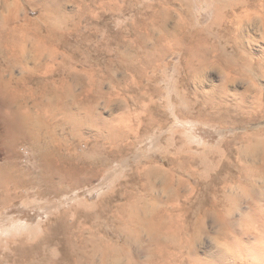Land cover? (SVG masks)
Listing matches in <instances>:
<instances>
[{"label": "rangeland", "instance_id": "1", "mask_svg": "<svg viewBox=\"0 0 264 264\" xmlns=\"http://www.w3.org/2000/svg\"><path fill=\"white\" fill-rule=\"evenodd\" d=\"M18 1L23 10L21 18H24L23 13L34 8L30 19L45 33L46 22L41 13L46 0ZM47 1L59 8L51 18L60 25V31L66 37L65 43L37 41L39 46L35 55L39 59H71L68 70V80L73 89V95L68 97L70 112L83 117L85 125L77 137L72 126L59 128L57 133L64 137L67 133L75 163L88 171L80 185L65 182L60 195L39 196L41 188L27 184L18 189L12 187L13 199L0 203V264H65L62 248L65 236L61 233L53 236L51 233L61 216L74 217L78 212H81L79 219L76 218L78 224L72 229L75 242L80 243L78 235L85 226L98 233L96 239L88 244L93 264L146 263L151 234L185 236L183 232H188L199 216L197 205L202 200L211 201L215 197V193L208 191L205 183L200 181L207 178L211 184L217 176L227 179L231 185L226 193L222 186L216 187L219 193L216 197L229 214L224 219L228 225L222 230L219 224L207 220L205 231L197 234L199 258H206L208 254L210 264H264V228L247 215L253 208L252 193H249V188L235 185L243 164L254 161L252 154L245 151L248 138L264 139V0H209L210 8H207L208 0H118L123 10L102 7L101 3L109 0ZM216 5L223 7L220 15L212 10ZM160 8H167L172 13L170 26L177 21L185 22V35L193 39H184L176 46L172 43L159 46L156 39L164 34L163 30L153 24L145 29L143 24L152 23L155 10ZM140 34L154 40L138 43L135 39ZM201 39H205V54L195 59H251L261 73L255 79V88L252 81L239 77L236 72L229 76L234 82L227 83V76L212 67L204 70L202 76L192 77L185 62L191 59V49L196 48ZM149 58L154 59L153 67H144L143 77L130 70L129 63L133 59L135 64L142 66V59ZM194 64L197 67L199 62ZM72 69H77L79 78L72 74ZM42 75H37L35 82L43 78L57 81L60 77ZM134 77L137 80L133 82L135 84L132 83ZM225 85L229 86L227 89L231 96L224 94ZM31 86L37 87L35 83ZM258 86L263 92V101L260 99L259 103L256 99ZM247 88L252 91L246 95V107L242 113L236 106L240 99L235 90ZM225 111L231 116L229 124L221 121ZM180 114L189 116V120H182ZM105 122H112L114 127L120 125L124 139L111 144L107 140ZM229 126L231 130L226 129ZM4 150L3 145L0 146L1 158L6 155ZM21 152L28 154L25 148ZM179 155L207 158L208 169L202 164H193L194 170L199 172L200 179L196 181L179 169L164 166L165 158ZM15 159L20 169H24V181L47 183V173H42L40 168L35 170L36 161L32 156L29 159L17 156ZM255 164L261 165L262 160L258 159ZM156 166L164 169L167 181L157 179L152 186L144 184L146 175ZM58 183L59 178L55 176L51 184L58 186ZM263 183L258 182V185L264 194ZM121 208H126L125 218L129 212H134L144 222L131 229L136 239L130 240L128 249H125L127 254L122 252L126 237L116 232L115 217L122 214L119 212ZM82 212L100 213L104 218L102 216L103 220L85 225ZM160 213H165L166 218H162ZM84 234L87 238L92 237L90 230ZM103 236L106 242L101 248L97 245ZM224 243L230 246L223 252ZM236 244H242L243 248L235 247ZM22 250L28 251L26 257ZM107 250L110 251L109 256L104 254ZM128 250L134 257L128 255Z\"/></svg>", "mask_w": 264, "mask_h": 264}, {"label": "bare ground", "instance_id": "2", "mask_svg": "<svg viewBox=\"0 0 264 264\" xmlns=\"http://www.w3.org/2000/svg\"><path fill=\"white\" fill-rule=\"evenodd\" d=\"M0 1H1L0 2V146L3 145L5 149L4 151H6L5 157L4 158L0 157V203H6L13 199V195H12L13 186H15V189H18V187H20L21 185L23 186L24 184L31 185L33 187L37 186L39 187V189L41 188L40 189L41 192L39 196L42 197L52 194L60 195V193L62 192V187L65 182L70 181L71 185H80L83 182L82 177H84V173L88 171V169L86 167H83L79 163H75L76 157L71 152L72 144L68 140V138H66L67 133L65 137L57 133V129L59 128L63 129L64 127L72 126L74 130V132L73 130L72 132L74 133V136L77 137L78 136L77 134L85 125V124L83 125V120H82L83 117H79V116L77 117L75 113L70 112L71 107L68 102V97L73 95L72 94L73 89L68 80V76L70 75L68 74V70H69V61L71 59H39L37 55H35V52L38 51V46H39V44L37 46V41L39 43H44V44L65 43L66 37L63 34V32L60 31L61 30L60 25L54 22L53 19L51 18L52 13L58 11L59 8L57 6L50 5V3L47 0L46 2H43L42 4L43 11L41 13V17L46 22V29H45L46 32L44 33L41 28L36 26L35 21L30 19L31 17L30 14L35 12L34 8L27 10L26 13H23L24 18L22 19L21 13L23 10L20 1L18 0H0ZM95 1H100V0H95ZM117 1L118 0H109L108 2H102L101 5L102 7L108 8L110 10H115V9L123 10V7ZM207 2H208L207 8H210L211 3L209 2V0ZM30 4L32 5V2ZM263 5L264 3L262 4V7ZM153 7L155 8L156 6ZM166 9L167 8L156 9L155 13L153 14L152 23L144 22L143 24L145 29H148V27L153 24L159 26L163 30L164 34H162L160 37L156 39L158 45L161 46L164 44L166 45V43L169 44L172 43L175 44L176 46L179 45V43L182 42L184 39L189 41L192 40L193 39L192 36L185 35V30H186L185 22L175 21L176 23H174L173 26H170L169 23L173 19V17H172V13L170 11H167ZM212 10H214L218 15H220V13L223 10V7L221 5H216L215 8H213ZM152 40H154L153 37L146 36L143 34L138 35L135 39L136 42L144 43V44ZM204 42L205 39H201L199 40L196 48L191 47L192 48L191 59H186L185 67L192 77L202 76L204 74V70H206L208 67H212L222 71L225 74V76H227V78H225V81L227 83L234 82V80L229 76L230 73L236 72L239 75V77L240 76L247 77L246 78L247 80L252 81V85H254L255 88L256 85L255 79L256 78L258 79V77L261 76V73L259 72V70H257L256 66L254 65L251 59H195V58H199L200 56L204 57L205 54V52L203 51ZM153 60L154 59H150V58L142 59V66H143L142 67L140 66L141 64L140 65L135 64L134 63L135 59H133L129 63L130 70L143 77L145 74V70L143 68L146 67L148 69L153 67ZM195 61L199 62V65L197 67L194 64ZM158 66L159 67L161 66L160 63L158 64ZM224 70L227 72H225ZM39 74H44L46 76L50 75L53 78L55 75H58L60 77L57 81H55L54 79L53 80L44 79V78L40 79L41 78L40 77L39 78L40 81L38 80V82H35L36 76ZM72 74H74L76 78H79L77 69H72ZM233 78H237V77H233ZM136 81L137 80L135 78V80H132V83ZM32 83H35L37 87L36 88L32 87L31 86ZM228 87L229 86L225 85V89L223 91L227 97L231 96V94H229ZM259 88L260 86H258V91L256 93L257 102L261 99V93H263L262 88L261 90ZM251 91H252L251 88H247L244 91L235 90V95H237L240 99L239 102H236V106L237 109L242 113L245 111V107H246V103H245L246 95H248ZM251 96H253V93ZM261 101H263V99H261ZM259 105L262 104L260 103ZM262 106L260 107L262 108ZM81 107L80 109H84ZM260 107H258L259 111H260ZM87 108L89 107L87 106ZM263 108L261 110H263ZM223 114L224 116L221 117V121L222 123H226L228 122V118L231 116L229 113H227V111H225ZM256 114L258 115L257 111ZM179 116L182 120H187L189 117L184 114H180ZM261 116H262V112H261ZM115 117L118 116L116 115ZM196 119L197 121L200 120V118H196ZM120 121L124 122V120H120ZM120 121L118 123H120ZM112 122L109 124H107L108 122L104 123V126L107 127L108 129L107 140L111 144L117 143L124 139V133L119 128L120 125H118V127H114ZM157 123L161 127V123L159 121H157ZM226 129L231 130L232 128H230L229 126ZM244 130H246V126H244ZM247 143L248 144L246 145L245 151L252 154L254 163L246 162L245 164H243L239 172L240 173L239 179L236 180L235 185H237L239 188L246 187L250 189L249 193H252L251 195L253 196L251 197L253 208H251V210L248 212L247 215L248 217H251L255 221L259 222V224L262 225V228H264V194L261 193L262 191L260 192L261 186L259 187L258 185V182L259 183L264 182V139L249 140L248 138ZM22 148H25L28 151V154H30V156L28 154L22 153L21 152ZM17 156L18 157L21 156L24 158L27 157L28 159L29 157L32 156L34 161H36L35 162L36 166L34 167L35 170L36 168H40L42 173L43 172L47 173V178H45V182L47 183L45 184L42 181L41 183L36 182V180H32L31 182L24 181L22 176V171L24 169H20L19 163L15 159ZM258 159L262 160V164L259 166L255 164L258 161ZM164 161H165L164 166L170 165L171 167H173L172 168L173 170L179 169L185 172L186 174L190 175L191 177L195 178L196 181L200 179L198 177L199 172L198 170H194L192 165L202 164L205 169H208V164H209L207 158L196 157L194 155H181V156L179 155L176 158L167 157L164 159ZM99 163L102 164L101 161ZM94 164L96 163L94 162ZM217 166H219V163L217 164ZM30 168L32 169V167ZM170 174L168 173V175ZM98 175H100V173H98ZM55 176L59 178L58 186L51 184ZM145 178L147 179V182L144 181L145 183L144 182L143 183L151 184V186L153 185L152 184L153 181L156 182L157 179H164L165 182L167 181V179H165L166 172L164 171V169L162 168L160 169V167H157L155 170L150 171ZM208 181L209 180L207 178H202V181L200 182L205 183L207 190L211 192L213 191L215 193V197H213V200L211 201L202 200L197 205L199 216L197 218V221L193 225L191 224L192 226L188 228V232L185 233L183 232L185 236L170 237L168 236L169 233L166 236L164 235L161 236L159 234L152 233L150 236L149 247L146 250L147 262L142 263L138 261V262H134L135 264H210L211 260L207 258L209 257L207 256L208 254L206 255V258L205 257L203 259L199 258V253L196 248V244H197L196 242L199 237V236L197 237V234L199 233L201 235L202 233L200 232L205 231L206 229L205 224L207 220L219 224L220 229L222 230L226 229L228 224H226L224 219L226 218V215L229 216V214L227 210L224 209L225 207L222 206L221 200L216 197V193H218L216 187L222 186V190L226 193V189H228L229 187L231 188V185H229L227 179L218 176L212 179L213 183L210 184V182ZM171 184L173 185L172 180H171ZM258 190L259 193L257 192ZM225 199H227L226 195H225ZM188 211L189 210L186 209V212ZM119 212L122 214L120 216L115 217L117 221L116 232L126 237L125 238L126 241L125 239L123 240L126 242V244L124 245L122 252L124 254H127L125 249H128L126 247L131 242L130 240L136 239L135 236L134 237L132 236L133 231L131 229L134 228V226H138V224H142L143 220L142 221L139 220L140 218H138V214L134 212L131 213L129 212L127 214L129 215L127 216L128 218H125L126 208H121ZM83 213L84 212H82V214ZM80 214L81 212L80 213L78 212L74 217L73 216L67 217V215L61 216L57 221L58 222L57 226L54 229H52L51 234L53 236L60 235V233L65 236V239L62 242V248L64 254L63 261L65 262V264H93L90 260L91 257L89 253L90 251L88 248V244L89 242L93 241L92 239H96L98 233L95 232L90 227L85 226L84 231H82L78 235V237L80 238V243H76L74 236L72 235V229L78 224L79 221L78 219L80 217ZM92 214L84 213L83 222L85 225L89 222L90 223L93 222L94 220H95L94 222H98L100 219H102L103 216L102 214L100 213H99L100 215L99 214L92 215ZM160 214H161L160 216L164 219L167 216L165 213H160ZM182 218L185 219V217ZM70 220H72V223H70L71 222ZM160 224L161 223H159V225ZM87 230L91 231L92 234L91 238L85 237L84 232H86ZM178 234H180V231ZM50 238L52 239V236ZM101 238L102 241H100V244L99 245H97L96 243L95 244L98 247L102 248V246H105L106 241L104 240V236ZM229 246H230L229 243L222 244L223 252L227 251ZM242 246H243L242 244L241 245L236 244L235 247H239V249L240 248L242 249L243 248ZM106 249H108V247ZM21 252L22 255L25 257L28 255L27 250H22ZM109 253H110L109 250H107L106 253L104 252V254H108V256ZM128 255L134 257L133 252L131 251L128 252Z\"/></svg>", "mask_w": 264, "mask_h": 264}]
</instances>
